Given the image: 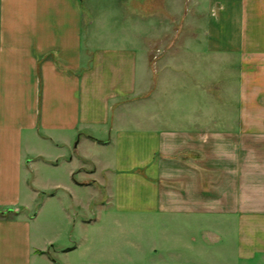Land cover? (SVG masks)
I'll use <instances>...</instances> for the list:
<instances>
[{
    "label": "crops",
    "instance_id": "obj_1",
    "mask_svg": "<svg viewBox=\"0 0 264 264\" xmlns=\"http://www.w3.org/2000/svg\"><path fill=\"white\" fill-rule=\"evenodd\" d=\"M87 191L264 264V0H0V264H85Z\"/></svg>",
    "mask_w": 264,
    "mask_h": 264
},
{
    "label": "rangeland",
    "instance_id": "obj_2",
    "mask_svg": "<svg viewBox=\"0 0 264 264\" xmlns=\"http://www.w3.org/2000/svg\"><path fill=\"white\" fill-rule=\"evenodd\" d=\"M112 1L102 3L110 5ZM85 203L80 219L87 223L70 232L72 241L80 243L79 251L69 255L70 260L85 264H255V260L240 259L231 220H199L204 226L211 224L204 234L202 229L176 225L175 220L166 217L112 216L105 210L100 214L98 200L89 191ZM33 205L32 214L37 212L36 203ZM111 210L115 211L114 207Z\"/></svg>",
    "mask_w": 264,
    "mask_h": 264
}]
</instances>
